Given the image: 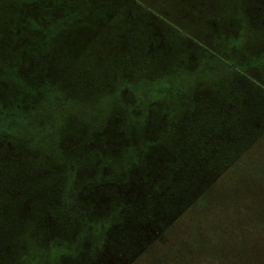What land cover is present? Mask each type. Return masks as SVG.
<instances>
[{"label": "rangeland", "instance_id": "obj_1", "mask_svg": "<svg viewBox=\"0 0 264 264\" xmlns=\"http://www.w3.org/2000/svg\"><path fill=\"white\" fill-rule=\"evenodd\" d=\"M82 1L89 3L88 0ZM94 1L96 2L91 6L74 3L70 11L79 15L88 12L87 17H74L77 23L85 24L92 21L89 10L100 14L98 35L88 30L91 24H86V31L83 28L78 29L77 33L80 37L70 39L69 36L67 40L70 41V45L66 41L68 48L59 53L55 61L47 63L42 55L40 73L34 77L36 80H44L43 78L58 74L61 76V82L64 79L63 82L66 83L61 85L56 97L60 102L63 101L62 106L58 111H52L50 115H55L57 121L65 126H68L65 121H68L66 118L69 115L75 116L78 120L91 119L81 125V128L85 126L92 128L87 133L90 138L84 139L81 136V139L77 140L69 137L71 132L68 129L56 131L58 126L53 133L45 135L44 140H49L47 144L38 143L40 147L28 148L27 154L32 158L31 161L29 160L31 166L26 163L24 166H17L14 173L10 174L15 178L6 187L7 195L18 194L19 198L17 202L10 203L7 211L0 212V264H32V261H37V253L43 251L54 254L55 259L49 264H136V257L142 258L148 252L150 257L155 256L154 249L162 244L160 232L163 228H158L153 222L145 221L142 224L143 236L138 241L135 240L134 232L130 233L131 238L127 239V235L122 234L121 227L119 231L114 228L113 233L109 230L105 235V231L101 228L105 217L101 214L90 217V213H85L88 210L83 207L90 202H82V210L77 208V218L72 217L70 221L69 215L63 212L57 215V218L60 217L61 225H53L54 217L49 218V216L53 215L55 210L52 206L45 209L41 199L43 195L46 196V189L43 188L48 184L47 186H52L51 200L58 201L60 185L57 177H60L59 182H62L64 176L61 173L64 171L78 167L77 177L81 183L86 175L100 174L99 170H94L93 175V170L90 169L97 164L96 159L102 153L97 149L87 150L88 148L85 147L92 146V141L97 145L101 135L104 139L112 136V132L104 134L103 130L112 125L116 121L115 117L118 114L121 116L122 111L126 113L127 105L132 107L131 114L136 115V108H133L134 104L124 85H129L134 91L139 83L143 82L139 89L144 96L148 94L146 82L162 79V84H165L164 79H166L169 83L163 94L171 97V103L164 107L165 110L160 109L165 114L159 120H156V117L148 118L151 119L149 125L159 124L152 127L149 132L160 141L166 142L169 157L174 160L171 165L185 167L183 175L178 179L182 184L186 180V166L190 164L187 162L188 151L194 139L196 140L197 133L200 134L201 128L216 130V126H221V129L216 130L213 138L215 143L223 139L229 140V148L232 147L233 134L240 138L239 141L236 140L239 143L240 136H244L243 143L246 146L234 147L233 150H229V154H224L222 160L219 159L212 164L211 175L216 179L212 184L206 185L210 188L206 203H209L208 208H210L212 197H215L213 201L215 204L222 198H236L235 200L240 201L244 206L250 202L264 205V182L262 183L261 177L258 176V174L264 175V0ZM40 20L43 21L44 18ZM57 36L61 38L62 33ZM64 39L62 37L57 40L58 43L54 48L57 53L62 50ZM70 54L74 57V63L66 68L63 61ZM44 55L48 57V54ZM106 57H108L107 61ZM87 58L88 61L84 63ZM92 58L95 64L90 61ZM28 64L31 65L26 60L25 67ZM94 65L100 66V69L95 67L96 73L107 70L106 79L113 76L114 78L110 81L105 80L106 82L98 78L86 92L78 94L81 95L78 98L70 97L63 100L59 98L64 94L68 95L67 90L71 88L66 85L70 82L75 84L76 81L85 82L86 78H93L96 75L92 67ZM139 66L146 69L143 74L138 77H121ZM110 71L111 75L108 74ZM118 95L121 97L120 101L116 99ZM217 111L223 117H220ZM224 119L226 128L222 125ZM54 123L53 120L51 126ZM36 127L37 124L27 128L23 133L24 137L35 135ZM118 140L119 138L116 139ZM7 148L0 147V161L5 160L2 161L1 168L5 164L8 165L11 160L7 159ZM163 152L167 151L160 149V153ZM60 156L74 163L66 162L68 169H63L59 162ZM231 156L233 162H230ZM129 158L130 155L123 151L105 152L99 159L98 165L101 163L108 169L111 167L117 169L120 166L124 171ZM16 165L13 162L9 166ZM176 169L180 171V168ZM51 175L55 177L50 179ZM24 179L33 180L38 185L35 189L31 186L35 191L31 195L41 196L39 201H34V204H29L30 202L26 204L31 199V196L27 195L31 191L21 185L27 182ZM74 188L75 191H81L79 184ZM92 193L94 196L95 192ZM26 197L28 201L24 202ZM19 206L22 209L15 214ZM108 209L110 211L106 218L114 221L116 212L120 211L118 200L111 201ZM188 209L182 214L179 213L180 215L173 221V218L168 219L163 225L169 224V229L186 227L189 231H195L196 226L190 225L195 221V216L188 214ZM231 210V208L226 209V212ZM81 212L85 213L86 220L79 219ZM208 215L202 216V221L207 220ZM93 221V225L95 222L101 225L98 226L99 234L91 230ZM140 223L136 222L132 229L137 230L136 226ZM262 227H258L260 232L256 233L253 229L256 240L249 245L247 264H264V227ZM100 234L101 238L94 242L95 235L99 237ZM175 234L178 232H170L169 241L166 238L165 245L162 246L164 250L159 256L162 257L160 260L163 261L172 254L182 253L180 249H183L182 245L187 243L188 239L176 237ZM9 241L17 244L11 247ZM29 243L35 244V247L32 246L35 248L34 254L26 251L20 260H15L16 257H13L12 261V253L22 251L21 246Z\"/></svg>", "mask_w": 264, "mask_h": 264}, {"label": "trees", "instance_id": "obj_2", "mask_svg": "<svg viewBox=\"0 0 264 264\" xmlns=\"http://www.w3.org/2000/svg\"><path fill=\"white\" fill-rule=\"evenodd\" d=\"M88 1L89 3H84L82 0H0V147H8L6 155L8 160L11 159L8 165L5 164L3 168L0 167V212L7 211L10 203L17 202L19 198L17 197L18 194L7 195L6 187L15 178L10 174L14 173L13 171L17 166H24L25 163L31 166L29 160L31 161L32 158L27 154L28 148L36 147L38 143L47 144L49 140H44L45 135L53 133L58 126L59 128L56 131L60 132V129L63 131L68 129L71 132L69 137H74L77 140L81 139V136L84 139L90 138L87 133L92 128L87 126L81 128V125L87 120L91 121V119L78 120L75 116L69 115L66 118L68 121H65L68 126H65L57 121L55 115H50L52 111H58L62 106L63 101L60 102L56 97L61 85L66 83L63 82L64 79L61 82V76L58 74L50 78H43L44 80L34 79L35 75L40 73L41 59L45 60L46 58L47 63L55 61L59 53L68 48L66 41L70 45V41L67 40L69 36L70 39L72 37H80V34L77 33L78 29L83 28L86 31V24H91L88 30L94 35H98L100 30L98 29L100 28L98 17L100 14L89 10L92 21L85 24L82 22L77 23L74 17H87L88 12H82L79 15L72 10L70 11V7L74 3H84L91 6L92 3L96 2L94 0ZM96 6L100 10L99 6ZM42 18H44L43 21L40 20ZM59 33H62V37L65 38V44L62 50L57 53L56 49L54 50L55 44L58 43V39H62V37L57 36ZM66 34L69 35L67 36ZM44 54H48V57ZM26 60L31 65L28 64L25 67ZM87 61L88 58L84 63ZM90 61L95 64L93 58ZM63 62L66 68L72 66L74 63L73 55L67 56ZM92 67H94L95 73V67L100 69L98 65ZM94 70L92 69L91 72ZM106 71L97 72L96 75L98 77L95 75L93 78H86L85 82L76 81L75 84L70 82L66 85L71 88L69 89L70 91L67 90L68 95L64 94L59 98L62 100L70 97L78 98V96H81L78 94L86 92L98 78L103 81L112 80L114 76L106 79L108 72ZM144 71L146 69L139 66V68H134L127 75H121V77H138ZM108 74L111 75L112 72L110 71ZM161 80L146 82L148 94L144 96H142L139 89L143 83L142 80L140 81L142 83H139L134 91L129 85H124L131 97V102L134 104L133 108H136V115L131 114L132 107L127 105L126 113L124 114L122 111L121 116L118 114L115 117L116 121L103 130L104 134L105 132H112V136L104 139L101 135L99 137L101 140L97 145H94V141L91 140L92 146L85 147L86 149L88 148L87 150L97 149L102 154L118 151L128 153L130 158L128 159L126 170L123 171L120 166L117 169L112 167L108 169L107 166H102L101 163L98 165L99 159L102 157V154H100L96 159L97 164L90 169L93 170V175L95 173L94 170H99L98 173L100 174L94 176L86 175L83 183H81V180L77 177L78 167H74L71 171L61 173L64 176L62 182H59L61 178L57 177L60 187L58 191L59 198L56 202L51 200L52 197L50 195L53 196V194L50 188L52 186H47L48 184L44 188L42 187L46 189V191L43 190L46 192V196L43 195L42 198L38 195L32 196L31 194L35 192L34 189L38 185L33 180H25L26 177L24 181L27 182L21 185L24 188H29L31 192L27 195L31 196V199L28 201L26 197L24 202L28 201L26 204L29 202V204H34V201H39V198H41L43 199V204H45V209L52 206L55 211L49 218L54 217L53 225H61L60 217L57 218V215L63 212L69 215L70 221H72V217L77 218V208L82 210V202H90L89 205L87 203L85 206L83 205L88 210L85 213H90V217L100 214L105 217V219L103 218L104 223H102L104 226L96 224V222L93 225L94 221L92 222L91 230L95 234L100 233L98 226H101L102 230L105 231V235H107L109 230L113 233L112 230L114 228L119 231L121 227L123 228L121 232L127 235V239H130V233L134 232L136 235L135 240L138 241L143 236L141 226L145 221L153 222L160 229L163 228L160 232L162 244L154 249L153 253H155V256L150 257V252H148L149 254L143 255L142 258L136 257V264H213L214 262L215 264H247L249 261L247 253L250 248L249 245L256 240L254 237L256 235L254 234L260 232L258 227H264V205H256L250 202L244 206L240 201L235 200L236 198H222L215 204L213 202L215 197H212L210 208H208L209 203H206L207 192L210 190L209 186L207 187L206 185L208 183L212 184L216 179L214 178L215 176L211 175L212 164L214 161L222 160L224 154H229L234 147L246 146L243 143L245 140L243 139L244 136H240L241 142L239 143L237 141L240 138L233 134L232 147L229 148V140L225 141L223 139L219 143H215V138H213L214 133L217 129H221V126H216V130L201 128L200 134L196 132V140L194 139V143L192 142L193 144L188 151L187 162L192 165L186 166V180L182 184L178 179L183 175L185 167L183 168L179 165L174 167L171 165L174 160L169 157L170 153H168L166 148V142L160 141L149 132L152 127H156L159 124L149 125L151 119L148 120V118L156 117V120H159L165 114L163 110L171 103V97L163 94L166 88L169 87V83L164 79L166 83L162 84ZM123 94L125 95V93ZM116 99L120 101L121 97L118 95ZM147 105L151 107L148 108ZM160 109L163 110L160 111ZM217 114L223 117L218 111ZM53 120L55 123L51 126ZM135 122H139V124H133ZM35 124H37L36 136L30 135L25 138L23 135L25 130ZM222 125L226 128L225 119ZM118 138L119 140L116 141ZM116 145L118 146L115 149ZM160 149L167 152L162 154ZM149 150H153V152H149ZM14 155L16 157H12ZM2 161H0V165ZM13 162L17 165L14 167L9 166ZM59 162L63 169H68L66 166L68 163L66 162L74 163V161L68 158L64 159L62 156H60ZM230 162H233L232 156ZM176 168H180V171ZM103 172L105 173L102 175ZM258 176L261 177V182L263 183L264 175L258 174ZM53 177L55 176L51 175L50 179ZM76 184H79L81 191H75L74 186ZM92 192H95L94 196H92ZM116 200H118L120 211L116 212L114 221H110L106 218L110 211L108 208L111 206V201L114 202ZM229 208L232 210L226 212V209ZM20 209H22L21 206L17 207L15 214H18L17 211ZM186 209H188V214L195 216V221L190 224L191 226L193 224L196 226L195 231H189V228L186 227H183V229H180V227L169 229V224L163 225L170 218H173L172 221L176 219ZM213 210L215 211L213 212ZM211 212L213 213L211 214ZM85 213L81 212L79 219L86 220L87 217H84ZM206 214H209L208 219L202 221V216ZM136 222L140 224L136 226L137 230H134L132 228ZM159 223L162 225H159ZM68 226L69 223L67 224ZM253 229L255 233H253ZM170 232H178V234H175L176 237H186L188 242L182 245L181 254H172L162 261V259L160 260L162 257L159 256L164 250L162 246L165 245L166 238L167 241L170 240ZM100 238L101 234L99 237L95 235L93 241L96 242ZM10 244L12 247V245L14 246L17 243L10 242ZM169 244L171 245V243ZM34 245L30 243L22 245L23 248L21 246L20 249L23 250L20 252L14 250L12 261L14 259L20 260L26 254V251L34 254ZM141 246L143 247V244ZM51 248H54L52 242ZM45 254L49 255L46 256ZM13 257L16 258L13 259ZM36 259L37 261H32V264H49L55 258L53 253L43 251L37 253Z\"/></svg>", "mask_w": 264, "mask_h": 264}]
</instances>
